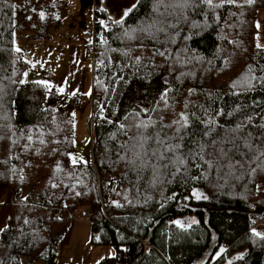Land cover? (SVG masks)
Masks as SVG:
<instances>
[{
    "label": "trees",
    "instance_id": "1",
    "mask_svg": "<svg viewBox=\"0 0 264 264\" xmlns=\"http://www.w3.org/2000/svg\"><path fill=\"white\" fill-rule=\"evenodd\" d=\"M57 2L0 0V192L6 195L8 209L0 233V260L54 264L55 247L68 220L86 208L91 215L90 244L114 250L97 264H264V239L250 230L264 215V173L241 175L237 168L229 174L226 167L217 171L215 163L209 167L204 162L216 159L211 147L204 160L185 158L183 164L167 168L164 162L153 168L120 159L131 157L121 146L133 135L134 123L156 121L147 130L151 135L161 124L179 120L180 113L194 114L199 119L191 121L195 135L184 141L186 151L204 131L199 120L234 127L243 114H264V90L234 96L233 91L243 90L230 87L249 65L261 74L264 47L255 45L254 22L264 0L251 5L238 0L237 5L209 12L207 18L189 12L190 20L201 25L195 29L190 23L167 27L177 23L169 17L166 31L155 36L138 31L159 19L153 0H139L122 24L114 21L123 15L111 19L94 0L87 45L91 162L75 166L68 155L71 115L55 105L54 88L37 81L19 83L26 62L13 48L15 31L26 32L20 37L28 41L58 25ZM126 32L135 38L129 39ZM253 101L260 103L253 106ZM237 105L248 107L231 117L214 115ZM253 123H261L260 117L254 116ZM165 131L172 135L171 129ZM184 215L194 216L195 223L181 228L173 222ZM221 248L225 251L217 256Z\"/></svg>",
    "mask_w": 264,
    "mask_h": 264
},
{
    "label": "rangeland",
    "instance_id": "2",
    "mask_svg": "<svg viewBox=\"0 0 264 264\" xmlns=\"http://www.w3.org/2000/svg\"><path fill=\"white\" fill-rule=\"evenodd\" d=\"M93 1L58 0L55 8L58 25L46 32L47 37L27 42L20 37L26 36V32L15 31L13 39V48L20 49L24 58L21 57L26 62L21 80L45 81L56 90L55 105L70 113L72 119V147L68 155L71 154L77 160L82 157L88 163L91 162V136L87 127V118L90 115L88 93L91 86V48L87 49V45L91 41ZM135 1L99 0V5L107 11L111 19H118ZM255 14V45L259 43L263 46L264 6H259ZM257 22L260 24L259 28L256 27ZM25 73L27 76L24 75ZM60 88L64 89L63 93L59 91ZM73 90L84 95L81 106L66 105L68 94ZM71 156L69 155L70 161ZM6 206V195L0 192V228L6 223L8 215ZM82 209L86 210V208L78 209L68 220L66 230L55 247L54 264H97L102 258L113 256L112 247L90 244V222L88 219L78 217ZM176 221L188 226L195 221V217L179 216L174 218L173 222ZM262 221L264 215L253 226H259ZM21 262L24 264L23 258ZM33 264L43 263L35 261Z\"/></svg>",
    "mask_w": 264,
    "mask_h": 264
},
{
    "label": "snow or ice",
    "instance_id": "3",
    "mask_svg": "<svg viewBox=\"0 0 264 264\" xmlns=\"http://www.w3.org/2000/svg\"><path fill=\"white\" fill-rule=\"evenodd\" d=\"M255 2L256 0H244V3L249 5ZM138 3L139 0H136V3L123 13V17L114 22L116 24H122L124 18L134 11ZM153 4V11L158 13L159 19H152L151 22L146 23L143 27L138 29L140 32H146L149 36H155L156 32H165V20L169 17H175L177 23H169L167 27L176 28L180 23H190L192 28H199L201 25L190 20L188 16L189 12H196L197 15L203 14L205 18H207L209 12L214 13L217 9L223 8L225 5H237L238 0H219V2H216V0H153ZM161 6L164 7L163 12L160 11ZM40 16L41 19H43L44 13L41 12ZM101 23L103 24V21H101ZM157 24L160 26L156 27ZM256 27H260L259 22L256 23ZM154 28L155 32L152 31ZM125 35L129 39L135 38L127 32ZM190 38L191 37H185V39ZM256 38L257 40L259 39L258 34ZM262 47L264 46L257 43V48ZM16 51L19 52L20 49L17 48ZM161 54L163 55V53ZM259 68L261 74L257 75L254 67L249 65L246 73L241 78L233 81L230 86L234 90L239 87L243 91H233L232 95L240 96L257 90H264V65H259ZM24 75L27 76V73ZM13 83H15V81H13ZM19 83L23 84L25 80H20ZM39 83L45 84L49 88L51 87L45 81H40ZM59 91L63 93L64 89L60 88ZM2 92L3 89H0V93ZM73 95H75V93H73ZM2 101L3 95L0 94V108L3 107ZM259 103V101H253V106H258ZM247 107V105H237L231 112H225L223 109H219L214 115H227L231 117L236 112H241L242 108ZM73 115L75 114L73 113ZM254 116H259L261 123L254 124ZM162 119L161 117V120ZM192 119L198 120L199 118H196L194 114L190 116L189 114L180 113L179 120H174L171 124H161L160 128L151 135L146 134L147 130L150 127H155L156 121L149 120L147 122L141 121L139 123H134L131 125V128L135 129L133 135L128 137V141L121 146L123 149H126L127 152L131 153V157L126 155L120 157V159L125 160L126 163L131 165H136L137 161H139L140 167L153 168L158 167L160 162H164L163 167L167 168L174 163L183 164L185 158L204 160L206 149L211 147L214 150L216 159L214 162L207 160H204V162L207 163L209 167H212L213 163H215L217 171L226 167L229 169V174L237 168L241 170V175L245 173L249 175L256 174L257 172L264 173V114H243V119L234 127H224L215 119L199 120V123L204 125V131L200 138L192 140V145L185 151L184 141L186 139H192L195 135V133H191ZM120 128L124 129V125H121ZM250 128L257 129L259 134H254L253 131L248 130ZM165 129H171L172 135L169 136ZM217 129H220L223 134L221 135ZM127 131L128 130H124L125 135H127ZM204 138L208 139L205 140ZM28 139L31 140V136H29ZM40 142L44 143L43 140ZM150 142H154L155 147H151ZM212 154L213 153H209V155ZM69 155L71 156V154ZM237 156H239L240 159H236ZM151 159H155L157 164L152 165L150 163ZM81 162L84 164L88 163L84 161L82 157L77 160L76 157L71 156V164L73 166ZM59 170V165H57V171ZM52 186L56 187L57 185L54 184ZM76 194L80 195V193ZM199 198L200 197L197 196V199ZM25 223H27V221H25ZM175 223L181 228L185 227L180 221H176ZM193 223H195V221H193ZM190 226L191 225H189V227ZM3 231L4 228H0V233ZM252 233L256 237L264 239V235L256 229H252ZM96 239H99V237H96ZM224 251L225 249L221 248L217 256ZM0 264H4L3 260H0Z\"/></svg>",
    "mask_w": 264,
    "mask_h": 264
},
{
    "label": "built area",
    "instance_id": "4",
    "mask_svg": "<svg viewBox=\"0 0 264 264\" xmlns=\"http://www.w3.org/2000/svg\"><path fill=\"white\" fill-rule=\"evenodd\" d=\"M75 93V95H73ZM84 102V95L79 91H74L69 94L68 97V104L73 107L81 106ZM74 215V214H73ZM72 215V217H73ZM90 212L86 209H82L78 213V217H82L85 219H90ZM256 229L258 232H260L262 235H264V221L260 222V225L257 227L252 226L250 230Z\"/></svg>",
    "mask_w": 264,
    "mask_h": 264
},
{
    "label": "crops",
    "instance_id": "5",
    "mask_svg": "<svg viewBox=\"0 0 264 264\" xmlns=\"http://www.w3.org/2000/svg\"><path fill=\"white\" fill-rule=\"evenodd\" d=\"M48 36V34L46 33V34H44L42 37H39V38H33L32 39V41L34 42L35 40H41L42 38H45V37H47ZM22 40H24V39H22ZM25 41V40H24ZM28 42V41H27ZM20 53H21V56L24 58V56L22 55V52L20 51ZM74 91H76V90H73V91H71V92H74ZM70 92V93H71ZM69 93V94H70ZM69 94H68V97H69ZM68 97H67V101H66V105L67 106H69L70 107V105L68 104ZM70 114V113H69ZM71 115V114H70Z\"/></svg>",
    "mask_w": 264,
    "mask_h": 264
}]
</instances>
